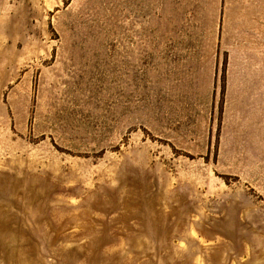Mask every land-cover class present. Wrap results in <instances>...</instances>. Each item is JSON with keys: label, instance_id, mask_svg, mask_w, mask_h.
Segmentation results:
<instances>
[{"label": "rangeland", "instance_id": "1", "mask_svg": "<svg viewBox=\"0 0 264 264\" xmlns=\"http://www.w3.org/2000/svg\"><path fill=\"white\" fill-rule=\"evenodd\" d=\"M0 264H264V0H0Z\"/></svg>", "mask_w": 264, "mask_h": 264}]
</instances>
